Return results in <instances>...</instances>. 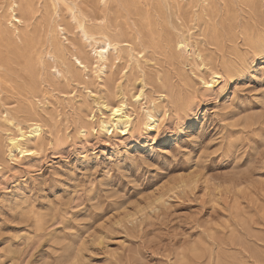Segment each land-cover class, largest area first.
<instances>
[{
	"label": "rangeland",
	"instance_id": "obj_1",
	"mask_svg": "<svg viewBox=\"0 0 264 264\" xmlns=\"http://www.w3.org/2000/svg\"><path fill=\"white\" fill-rule=\"evenodd\" d=\"M0 264H264V0H0Z\"/></svg>",
	"mask_w": 264,
	"mask_h": 264
},
{
	"label": "bare ground",
	"instance_id": "obj_2",
	"mask_svg": "<svg viewBox=\"0 0 264 264\" xmlns=\"http://www.w3.org/2000/svg\"><path fill=\"white\" fill-rule=\"evenodd\" d=\"M14 17H17V16L14 15ZM180 45L185 46V44L182 43V42H180ZM109 48H112V42L108 40V41L104 42L103 45L98 50V54H99V57L101 59L102 58H106V52L108 51ZM76 59L78 60V62L80 64H83L82 61L78 57H76ZM83 66H84V64H83ZM219 77H220L219 73L214 72L213 75H212L211 81L218 80ZM203 83H207V82L206 81H203ZM102 105L105 106L106 108L108 107L106 103H103ZM109 107H110L109 109L111 110V113L110 114L112 116V119L115 120V123L114 122L107 123V122L101 120V122H102L101 123V126L104 129H106L107 131H110L113 128V126L116 127L117 125L120 126L121 124H124L125 125L126 123L129 122V120H130L129 115H127V114H121L122 113V110H123V103L122 102L121 103L111 104ZM116 109H119V111H116ZM93 117L94 116H92V118ZM156 122H157V118L153 114L148 113V123L149 124H155ZM28 127H29V130H28L27 137L37 136V135L40 134V132L42 130L41 125L39 123H37V122H30V124L28 125ZM25 137H26L25 136V131H23V130H20V136L10 137V143H11L10 149L11 150L20 149V144H21V141L20 140H22ZM23 143H25V142H23ZM10 155H12V154L10 153Z\"/></svg>",
	"mask_w": 264,
	"mask_h": 264
},
{
	"label": "snow or ice",
	"instance_id": "obj_3",
	"mask_svg": "<svg viewBox=\"0 0 264 264\" xmlns=\"http://www.w3.org/2000/svg\"><path fill=\"white\" fill-rule=\"evenodd\" d=\"M116 111H119V109H116Z\"/></svg>",
	"mask_w": 264,
	"mask_h": 264
}]
</instances>
